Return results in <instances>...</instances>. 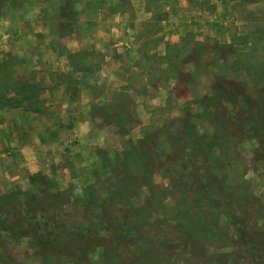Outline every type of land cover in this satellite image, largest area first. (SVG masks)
<instances>
[{
    "label": "rangeland",
    "instance_id": "374dc122",
    "mask_svg": "<svg viewBox=\"0 0 264 264\" xmlns=\"http://www.w3.org/2000/svg\"><path fill=\"white\" fill-rule=\"evenodd\" d=\"M19 149L0 264H264V0H0Z\"/></svg>",
    "mask_w": 264,
    "mask_h": 264
},
{
    "label": "crops",
    "instance_id": "0c3cea01",
    "mask_svg": "<svg viewBox=\"0 0 264 264\" xmlns=\"http://www.w3.org/2000/svg\"><path fill=\"white\" fill-rule=\"evenodd\" d=\"M41 7L42 6H40L38 9H37V14H39V17H41V15H42V13H40L41 11H42V9H41ZM36 11V10H35ZM57 19H60L59 17H55V15L54 16H49V17H47V20H57ZM14 145V144H13ZM16 151V150H15ZM24 150L23 149H19V150H17V156L15 157V159H12V158H10V159H5V158H2V157H0V176H3L4 174H6V172L9 170L8 169V165H9V163H11L10 161L11 160H13L14 161V164L15 165H18L19 167H22L23 165H24V163H25V156H23V154H24Z\"/></svg>",
    "mask_w": 264,
    "mask_h": 264
},
{
    "label": "trees",
    "instance_id": "16d2710c",
    "mask_svg": "<svg viewBox=\"0 0 264 264\" xmlns=\"http://www.w3.org/2000/svg\"><path fill=\"white\" fill-rule=\"evenodd\" d=\"M4 101H7V100H4ZM5 103V102H4ZM3 105V104H2ZM197 170L195 169V172H196ZM197 173V172H196ZM194 175V172H191V174L190 175ZM205 190H206V188H205ZM201 199H206V203L207 204H213V201H212V198H211V196L210 195H208V194H204V191L203 190H201V192H200V194H199V197H198V200H201ZM202 201V200H201ZM217 208H219V204L217 205ZM237 212L236 211H233V212H230V216H234V217H236V218H238V216H237V214H236ZM224 215V214H223ZM246 215V214H245ZM229 216V217H230ZM244 223V219L242 218V219H240V217H239V222H237V221H235L234 222V226H235V231L239 234V233H243L242 232V230H241V228L242 227H240V225L241 224H243ZM10 226L7 224V222H5V221H3V218L2 217H0V228L1 229H4L5 231L7 230V228H9Z\"/></svg>",
    "mask_w": 264,
    "mask_h": 264
}]
</instances>
